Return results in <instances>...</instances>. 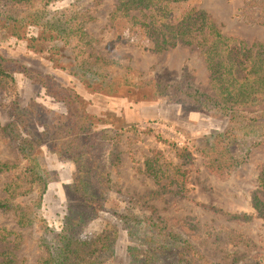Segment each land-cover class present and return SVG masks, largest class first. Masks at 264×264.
Here are the masks:
<instances>
[{"label": "rangeland", "instance_id": "1", "mask_svg": "<svg viewBox=\"0 0 264 264\" xmlns=\"http://www.w3.org/2000/svg\"><path fill=\"white\" fill-rule=\"evenodd\" d=\"M71 1L65 0L55 8L65 7ZM119 1L85 2L84 8L95 18L87 25L89 34L95 39L94 50L112 61L104 69L119 75L120 81L125 73L136 72L144 78L158 76L166 81L181 80L213 95L202 52L196 47L156 52L155 42L143 31H130L125 20L110 22V14ZM194 7L213 17L228 37L248 46L264 44V0H189L175 8V17L180 19ZM36 35L35 29L29 31V37ZM42 44L44 52L39 53L29 49L28 40L17 41L10 34L0 32V55L18 61L30 72L51 76L62 87L74 88L87 103L98 128L117 132L113 137L117 138L114 143L118 142L121 161L109 184L103 173L104 166L99 167L103 161L108 167V160L103 158L100 164L86 160L87 199L73 190L77 166L45 148L43 161L52 179L41 206H34L36 195L19 196L14 201L21 208H29L32 220L35 218L33 210L37 211L45 224L37 222L21 229L13 213L0 212V252L9 253V261L15 264L41 262L47 257L45 245H55L57 235L65 230L81 239H95L106 229L113 228L117 238L106 264H144L143 254L139 252L147 249L145 246L151 243L148 239L154 232L145 223L134 224L136 217L129 218L131 213L136 214L138 220L145 214L162 217L189 236L217 264H241L256 254H264V221L255 219L245 223L227 216L254 213L251 196L264 166V144L249 152L247 163L227 182L212 177L202 160L195 157L184 166V170H189L187 198L171 193L157 197L154 194L159 185L146 173L147 160L160 153L161 159L181 164L176 157L179 150H194L211 141L215 134L228 127V121L167 99L154 100L147 88L122 87L113 96L89 93L64 70L74 65L65 45L61 41ZM52 48H57V55L53 56ZM16 79L19 102L24 109L51 111L40 119L41 124L52 127L56 119L66 113L65 107L48 97L41 85L21 73ZM0 121L3 124L10 121L7 109L1 105ZM117 134L122 137L119 139ZM246 151L247 147H243L238 153ZM0 161L9 165L17 163L16 151L1 133ZM11 176L0 174V201L6 197L5 189ZM166 183L167 179L161 182L162 185ZM136 248L138 252L133 251ZM2 261L0 257V264Z\"/></svg>", "mask_w": 264, "mask_h": 264}, {"label": "trees", "instance_id": "2", "mask_svg": "<svg viewBox=\"0 0 264 264\" xmlns=\"http://www.w3.org/2000/svg\"><path fill=\"white\" fill-rule=\"evenodd\" d=\"M86 1L72 0L67 6L56 9L55 6L65 0H0V32L10 34L17 41L28 40L29 49L39 53L44 52L42 43L61 41L74 61L73 67L64 70L89 93L113 96L122 87L147 88L154 100L167 99L228 121V127L215 134L211 141L194 150H179L176 157L181 164L161 159L160 153L147 160L146 173L159 185L155 196L171 193L187 198L189 170H184V166L195 157L202 160L212 177L229 181L247 163L249 152L264 144V44L248 46L228 37L213 17L197 7L177 19L175 8L189 0H120L110 14V22L125 20L130 31H143L155 42L154 50L158 53L178 47L198 48L210 73L213 95L181 80L144 78L136 72L125 73L120 81L119 75L104 69L112 61L94 50L95 39L87 25L95 18L84 8ZM31 29L36 30V36H28ZM51 53L57 55V48H52ZM20 73L41 85L48 97L65 107L66 113L58 117L52 127L40 123L51 111L24 109L20 105L16 79ZM8 98L9 102L5 103ZM0 105L7 109L10 118L7 124L0 121V133L17 154L16 164L0 161V174H12L6 185V197L0 201V212L13 213L21 229L37 222L45 224L32 207L33 220L29 218L28 207L21 208L14 203L19 196L36 195L34 206H41L52 179L43 161L45 148L77 166L73 186L77 194L86 197L88 193L87 159L100 164L101 159L106 158L108 167L104 161L99 167L104 166L103 173L108 183L112 182V173L121 161L118 142L114 143L117 138L113 137L117 132L98 128L87 103L74 88L62 87L51 76L30 72L18 61L0 55ZM117 137L120 139L122 134ZM243 147H247L246 153L239 154ZM164 179L168 183L162 185ZM251 206L253 214L226 215L245 223L255 219L264 221V166L257 177ZM131 214L129 218L136 217L134 224L145 223L154 232L148 239L151 243L145 246L147 249L139 252L143 254L144 264H217L189 236L162 217L153 213L138 220L136 214ZM116 238L117 231L113 228L106 229L95 239H81L65 230L57 235L55 245H45L47 257L37 264H106ZM0 257H3L1 264H15L9 261V253L0 252ZM248 260L247 264H264V254H256L241 264Z\"/></svg>", "mask_w": 264, "mask_h": 264}]
</instances>
